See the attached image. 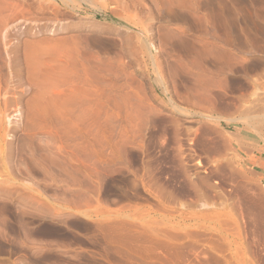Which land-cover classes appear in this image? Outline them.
Listing matches in <instances>:
<instances>
[{"label":"rangeland","instance_id":"rangeland-1","mask_svg":"<svg viewBox=\"0 0 264 264\" xmlns=\"http://www.w3.org/2000/svg\"><path fill=\"white\" fill-rule=\"evenodd\" d=\"M0 264H264V0H0Z\"/></svg>","mask_w":264,"mask_h":264},{"label":"bare ground","instance_id":"bare-ground-1","mask_svg":"<svg viewBox=\"0 0 264 264\" xmlns=\"http://www.w3.org/2000/svg\"><path fill=\"white\" fill-rule=\"evenodd\" d=\"M192 1V0H191ZM154 2L158 3V5L161 3L164 5V6H178L179 8L180 7H184L186 6V3H187V0H154ZM160 30V29H158ZM170 31V30H169ZM166 36H163V37H167V38H170V34L169 33H166L165 34ZM161 36V35H160ZM162 37V38H163ZM172 37V36H171ZM176 38V37H175ZM173 40V39H172ZM40 41V40H39ZM181 41V40H180ZM202 42L204 40H201ZM33 42V41H32ZM60 42V41H59ZM178 42V41H177ZM181 43V42H180ZM190 43V42H188ZM192 43V42H191ZM63 44V43H62ZM184 44H185V41H184ZM196 43L194 42L193 44H190L192 49L195 51V53L203 56V55H210L213 53L214 51V48L213 47H206V48H201V49H198L196 48ZM34 45V44H33ZM39 45H42V44H37V46L39 47L40 49V52L42 55H44L46 52H47V49H45L44 47H41ZM187 45V44H186ZM189 45V46H190ZM32 46V45H30ZM36 46V45H34ZM53 46V45H52ZM33 48V47H32ZM36 49V48H35ZM191 49V48H190ZM53 50V49H52ZM192 51V50H191ZM32 52V51H31ZM194 53V54H195ZM50 54V53H49ZM47 54V55H49ZM36 56V54H35ZM28 58V61L29 64L31 65H28L29 67L31 66H35L34 62H33V57L32 55L30 54ZM51 58V57H50ZM36 59V58H35ZM59 59V58H58ZM91 59V58H90ZM196 59V58H195ZM40 60V59H39ZM47 60V59H46ZM63 60V59H62ZM49 61V60H47ZM52 61V60H51ZM58 60H56L57 62ZM66 61V60H65ZM101 61V60H100ZM183 61V60H182ZM196 61V62H195ZM50 62V61H49ZM63 62V61H61ZM201 63V61H199ZM198 60H194L193 65H195V67L199 68L200 67V64H199ZM26 63V62H25ZM41 63V62H40ZM47 63V62H46ZM45 63V64H46ZM191 63V62H190ZM189 63V64H190ZM50 64V63H49ZM70 64V63H69ZM182 64V63H181ZM188 64V63H187ZM44 65V64H43ZM86 65V64H85ZM203 64L201 63V67ZM97 66V65H96ZM181 66V65H180ZM190 66V65H189ZM188 66V67H189ZM69 67H72L68 64H65L64 65H60L58 63H56L55 65H52V66H49V68L46 66L47 71H46V76H47V80L51 81L50 83L52 84V89L54 91V93H51V94H55L57 96V100L55 101L56 103V106H55V118H57V120L60 122V125L62 123V125H67L68 129H70V131L74 130V129H78L79 132L82 133L83 136L86 137V135H90V132H91V126H89L90 123H88L89 119H90V110H89V107H88V103L89 101L87 102V99H88V96H89V89L87 88V84H88V78L90 77L91 75V69L88 68V66H81V69L79 70L78 69V72L80 71V74H79V78L81 80V84L78 85V83L74 82L73 81V75L75 74V72L73 70H76V69H73L72 72H71V69ZM80 67V65H79ZM183 67V66H182ZM37 68V67H35ZM34 68V70H35ZM31 69V68H30ZM41 69L43 70V68L41 67ZM186 69V68H185ZM105 71V70H104ZM32 72V71H31ZM77 72V73H78ZM200 72V73H199ZM207 72H210V71H206V70H202V69H198V76H197V79H196V89L194 91V93L196 94L195 96V100L196 101H200L199 103L196 102L195 105H198L200 104L203 100L207 99L206 97V94L205 93H202V91L204 89L207 88V86H211L212 84L215 83L214 81V78L213 76L211 75V73H207ZM28 73V72H27ZM33 74V72H32ZM95 74V73H94ZM93 74V76H94ZM34 75V74H33ZM103 75V74H102ZM77 77V76H76ZM32 78V77H31ZM98 78V76H97ZM76 79V78H75ZM36 81V80H35ZM39 81V80H38ZM41 84H43L42 82H40ZM136 83V82H135ZM39 84V83H37ZM133 84V83H132ZM50 85V84H49ZM44 87V86H43ZM42 88V86H41ZM194 88V87H193ZM38 89V88H37ZM51 89V88H50ZM51 89V90H52ZM49 93V91H48ZM202 93V94H201ZM42 94V93H41ZM193 94V92H192ZM7 95V94H6ZM54 95V97H56ZM41 96V95H40ZM53 96V95H52ZM91 96V95H90ZM89 96V97H90ZM194 96V95H192ZM44 99H45V96H43ZM40 100H41V97H39ZM38 98V100H39ZM48 98V96H47ZM43 99V98H42ZM125 99V98H123ZM38 100L37 103H38ZM49 100H50V97H49ZM48 100V101H49ZM129 101V99H126ZM43 101V100H42ZM53 101V100H52ZM50 100V102H52ZM40 102V101H39ZM45 102V101H44ZM45 104V103H44ZM37 105V104H36ZM41 105V104H40ZM55 105V104H54ZM48 106V105H47ZM124 106V104H123ZM51 107V106H50ZM129 106H127L128 108ZM141 107V106H140ZM32 108V107H31ZM48 108V107H47ZM46 108V109H47ZM142 108V107H141ZM49 109V108H48ZM142 110V109H141ZM52 111V110H51ZM49 112V111H48ZM47 112V113H48ZM143 112V111H142ZM136 113H138V111H136ZM50 115L51 112L49 113ZM129 114V113H128ZM48 117L49 118H52V117ZM141 115V113H140ZM43 116V115H42ZM45 116V115H44ZM48 116V115H46ZM53 116V117H54ZM131 116V115H129ZM137 116V115H136ZM139 116V114H138ZM117 117V116H116ZM133 117V116H132ZM130 117V119L132 118ZM143 117V116H142ZM128 118V116L126 117ZM111 119V118H110ZM130 119H127L128 121ZM133 119V118H132ZM137 120V118H135ZM54 120V119H53ZM134 120V119H133ZM56 121V120H55ZM143 121V119H142ZM58 122V123H59ZM130 123V122H129ZM128 123V125H129ZM61 125V126H62ZM62 128V127H61ZM94 129V128H93ZM92 129V130H93ZM94 131V130H93ZM39 134V133H38ZM54 135V134H53ZM82 136V137H83ZM81 137V138H82ZM84 138V137H83ZM87 138V137H86ZM124 141V140H123ZM45 143V142H44ZM48 143V142H47ZM51 143V142H50ZM86 143V142H85ZM124 143V142H123ZM27 144V143H26ZM36 145V144H35ZM36 148V147H35ZM39 151V150H38ZM37 151V152H38ZM122 151V150H121ZM41 152V151H39ZM52 153V152H51ZM21 155V154H20ZM53 155V154H52ZM24 156V155H23ZM31 156V155H30ZM59 158V157H58ZM71 158V157H70ZM18 159V158H17ZM47 159V158H46ZM48 159L51 161V163L54 165L55 162L57 164V161L50 157H48ZM47 159V160H48ZM72 159V158H71ZM46 160V161H47ZM49 160L47 162H49ZM29 161V160H28ZM70 161V160H69ZM69 164V163H68ZM55 166V165H54ZM68 166V165H67ZM32 167V166H31ZM63 168V167H62ZM71 168V167H70ZM34 169V168H33ZM30 170V169H29ZM38 170V169H37ZM66 170V169H64ZM68 171V169H67ZM66 172V171H64ZM68 174H70V172H66ZM71 175V174H70ZM66 176V174H65ZM68 177V176H67ZM70 177V176H69ZM72 179V178H71ZM75 187V186H74ZM58 192V191H57ZM77 193V192H75ZM76 195V194H75ZM76 199V198H75Z\"/></svg>","mask_w":264,"mask_h":264}]
</instances>
